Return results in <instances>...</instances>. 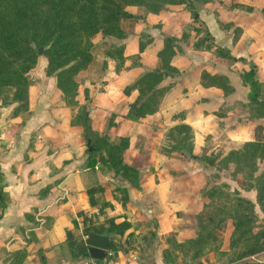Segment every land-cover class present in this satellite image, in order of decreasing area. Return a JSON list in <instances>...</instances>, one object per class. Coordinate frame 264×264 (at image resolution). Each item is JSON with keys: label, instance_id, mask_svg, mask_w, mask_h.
Instances as JSON below:
<instances>
[{"label": "rangeland", "instance_id": "1", "mask_svg": "<svg viewBox=\"0 0 264 264\" xmlns=\"http://www.w3.org/2000/svg\"><path fill=\"white\" fill-rule=\"evenodd\" d=\"M59 1L64 6L0 0V153L15 150L31 111H48L40 130L26 135L24 159L44 151L69 152L80 169L91 173L84 181L85 207L74 214L68 234L70 244L77 247L86 238L84 229L94 228L108 236L104 258L113 264L127 259L130 264H154L159 254L169 264H264V237L254 235L264 222V129H255L250 137L245 128L227 127V133L237 132V139L212 140L204 129L196 132L173 123L172 115L160 122L123 121L128 109L111 111L97 97L106 62L120 58L122 21L138 18H118L120 13L133 6L161 13L175 6L174 0ZM43 51L53 61L49 73ZM136 85L139 93L133 100L141 102L153 87L152 78ZM119 137L128 141L120 158L137 170L138 188L106 160ZM86 138L93 151H87ZM238 198L252 203L254 226L239 239L233 224L239 222L237 212L245 209ZM232 238L236 241L230 243ZM2 246L0 264H15L17 258ZM252 246L259 249L249 252Z\"/></svg>", "mask_w": 264, "mask_h": 264}, {"label": "crops", "instance_id": "2", "mask_svg": "<svg viewBox=\"0 0 264 264\" xmlns=\"http://www.w3.org/2000/svg\"><path fill=\"white\" fill-rule=\"evenodd\" d=\"M195 6L198 18L212 37L210 47L205 46L204 40L194 45L202 33L192 29L191 25L196 24L182 5L161 13L139 6L127 8L138 18L133 23L122 21V60L117 67L112 60L106 62L101 78L104 84L97 97L106 100L111 111L128 109L137 90L131 88L122 94L119 88L131 84L146 70L160 67L158 51L163 38L172 36L178 39L180 51H175L168 64L176 71L163 74L157 83L163 93L154 111L135 120H122L139 123L149 118L150 122H160L172 115L176 117L173 123H184L196 132L204 129L212 140L237 139V132L227 133V127L235 131L245 128L252 137L257 124L264 129V115L256 113L260 104L248 102V86L241 74L249 62L256 65L260 100L264 104V0H205L196 1ZM216 47L227 48L243 61L221 56ZM214 76L224 78L225 88ZM42 97L44 103L45 96ZM89 97H94L91 91ZM47 117L46 109L31 111L21 126V140L14 143L15 150L0 153L2 189L7 196L0 215V246L4 245L9 253L21 251L18 264H40L39 259L31 257L39 251L45 264H113L105 262L106 258H72L65 242V230L74 227V214L85 207L84 181L91 174L87 168L80 169L79 160L69 152L44 151L24 159L26 135L40 130ZM154 243L157 247V240ZM126 261L123 264L131 263L130 259ZM154 264H164L161 254Z\"/></svg>", "mask_w": 264, "mask_h": 264}, {"label": "trees", "instance_id": "3", "mask_svg": "<svg viewBox=\"0 0 264 264\" xmlns=\"http://www.w3.org/2000/svg\"><path fill=\"white\" fill-rule=\"evenodd\" d=\"M21 1L27 3V2H30L31 0H21ZM32 1H34L36 3H42V4H45L47 6H53V7L64 6L61 3V1H59V0H32ZM196 1H205V0H174L171 4L182 5L183 8L186 11H188L189 16L191 18V22L196 24L195 27L193 25H191L193 27L192 29L194 31H200L202 33L201 38L198 41H196L194 43V45H197L199 43V41L204 40L207 42V44L205 46L210 47L212 37L210 36L208 31L206 30V27L204 26L202 21H200V19L198 18L197 9L194 6ZM65 7H66V9L70 8L68 5H66ZM136 17L137 16H135L131 13H128L127 11H123L120 13L118 18H136ZM191 26H189V27L191 28ZM122 35H123V33H122ZM182 38H183V35H182ZM177 40L178 39L175 37L165 36L163 38V46L160 49V51H158V57H160V61H161L160 67L151 68V69L146 70L137 79H135L131 84L123 87L124 90H126L125 93H127L131 88H135L137 90V93H139V89L136 85V82L141 81L146 77L152 78L153 87H151L149 89L147 98L141 102H140V100L138 101L135 98L131 102V104H129L128 115H126V118H128L130 120H135V119H138L139 117H142V116L154 111L156 104L158 103V100L163 93V88L157 87V83L160 81V79H162L163 74L175 73V71H176L173 67H171L168 64V61H169L170 57L175 53V51H180V46L176 42ZM38 47H40V46H38ZM121 48H122V46H121ZM30 49L33 50L32 48H30ZM216 50L221 56H223L227 59L236 60V61H243L242 57H237V58L234 57L229 52V50L227 48L216 47ZM43 52H44V55L47 59L46 72L49 73L50 72L49 68L51 67V63H53V61H52V58L47 53V51H43ZM33 55L31 54V57H33ZM121 60H122V57H121V50H120V58H117V57L114 58V61L116 62V64H115L116 67H117V64ZM213 78H216L217 82L220 83L225 88L224 78H222L221 76H214ZM241 78H242V81L248 86V93H247L248 102H250L251 104H257V105L260 104V106H261L260 109H262V115H264V104H262V102L260 100L261 82L258 80V76L256 74V65L253 62L248 63V69L244 70L242 72ZM58 87L60 89H62V91L64 92L65 89L63 88V86L58 84ZM64 96H65V92H64ZM148 103H150V105H148ZM257 128L261 129V126H255L253 132L255 131V129L257 130ZM118 140H119L118 145L117 144H111L109 146V149L107 152L108 156L106 157V160L112 169H114L116 172L122 171V173L128 177L129 183L133 187L138 188L137 170L133 166L122 162V160L120 158V152L123 148L126 147V145L128 144V141L124 137H119ZM86 141H88V143L86 144V147L88 148V146H90L89 138H86ZM90 147H91L90 151H93L95 149L92 146H90ZM90 151H88V152H90ZM1 178H2V173L0 172V181H1ZM1 183H2V181H1ZM2 187H0V193L2 194V196L0 197V215H1V210L4 208L5 203L7 201L6 193L4 192ZM86 193L89 196L90 190L87 189ZM256 195L258 198L259 197L258 191H257ZM127 198L128 197H127V193H126L124 196V201H126ZM238 199L244 204L242 209H245L244 211L241 210L242 212L241 211L237 212V215H238L237 218H238L239 222L238 223L234 222V224H233L234 232L236 231V233L238 235V239H239V237L240 236L242 237L244 233H250L252 227H254V226H252V223H251L252 203L246 199H242V198H238ZM258 204L261 206L260 203H258ZM71 222L73 224H75L74 219H72ZM105 230L108 231L111 229L105 228ZM69 231H71V230H69V229L65 230V242L68 246L69 253H70L71 257L72 258H78L81 256L87 257V246L84 243V240H83V242H79L80 244L77 247H74V245L70 244V241L68 240V234L70 233ZM88 231H93L95 233H101L102 232V230L99 231V230L94 229V228H86V229H84V234L87 235ZM254 235L258 236L259 238L264 237V222L261 226H259V229L254 233ZM193 240L194 239H189L188 241H193ZM235 241H236V239L232 238V240H230V243H233ZM109 246H110V243L108 242V247ZM256 249H259V246H256V247L252 246V248H250L249 252H255V251H257ZM20 254H22L21 251L11 252V254L7 253L8 256L13 255V258H17L16 262H14L15 264L19 263ZM105 256H106V254H105ZM162 261L164 262V264H169V261L164 260L163 257H162ZM96 262H98V261H96ZM39 263L45 264L44 258H39Z\"/></svg>", "mask_w": 264, "mask_h": 264}, {"label": "water", "instance_id": "4", "mask_svg": "<svg viewBox=\"0 0 264 264\" xmlns=\"http://www.w3.org/2000/svg\"><path fill=\"white\" fill-rule=\"evenodd\" d=\"M37 54L42 53V47H36ZM88 141H86V144ZM88 151L91 150V147L88 146ZM185 155L188 156L189 154L185 152ZM84 243L87 246V255L95 260L103 259L106 250L108 248V236L106 233H95L93 231H88L86 238L84 239Z\"/></svg>", "mask_w": 264, "mask_h": 264}]
</instances>
